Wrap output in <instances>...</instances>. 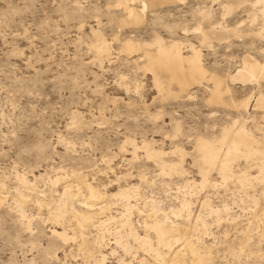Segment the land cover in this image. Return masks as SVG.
<instances>
[{
	"label": "rangeland",
	"instance_id": "1",
	"mask_svg": "<svg viewBox=\"0 0 264 264\" xmlns=\"http://www.w3.org/2000/svg\"><path fill=\"white\" fill-rule=\"evenodd\" d=\"M262 1L0 0V264H264V76L230 80L264 67ZM173 45L200 83L151 68ZM241 129L261 153L201 166Z\"/></svg>",
	"mask_w": 264,
	"mask_h": 264
},
{
	"label": "bare ground",
	"instance_id": "2",
	"mask_svg": "<svg viewBox=\"0 0 264 264\" xmlns=\"http://www.w3.org/2000/svg\"><path fill=\"white\" fill-rule=\"evenodd\" d=\"M260 3L262 5V13L264 14V1ZM145 5L146 4L142 2L141 13L145 9ZM129 14L135 15L136 19L138 18V16L134 12H132V10L129 11ZM206 37H208V35ZM206 37L204 36L203 39L205 40ZM157 43L160 44L159 42ZM131 46H132L131 44H127L126 47H131ZM105 49L106 48L103 45L101 46L99 50L100 52H105ZM157 52L159 54V57L156 56L157 58V59L155 58L156 61L154 60L155 62L152 63L149 60V64L152 66L150 67L154 71L157 70L156 72L158 71L163 72V73L165 72L166 76H168V79L171 81H177V83L180 85L181 88H185L188 85L189 83L188 79H190V81H195L197 83H200V80L203 78L205 71L202 69L200 65V62H199L200 53L198 51L193 50L191 56L187 59H183L176 45H173L169 48L159 47ZM183 61L189 64L188 71H184L183 66H182ZM262 68L264 67L258 66L257 63L246 61L244 62L242 69H240L233 76H231L230 80L231 81H242V82L255 80L257 79V77L264 76V70ZM161 79L162 77H159V76H157L156 78V83H158V86L160 88L163 87V83H161L162 81ZM220 87H221L220 80L215 79L214 89L211 91L212 97L218 98L220 96ZM244 104L246 106V103ZM256 104L258 105L264 104V97L262 96L258 98L256 101ZM241 130L242 131H239V133L243 137L239 139H232L229 136V134L227 135L223 134L224 136L220 140V143L227 146V149L225 152H223L220 149L219 145H215L214 142L211 143L205 140L199 141L197 148L200 152L199 154L201 158V161H200L202 164L201 166H205L203 168H206V169L216 168L218 169V171H220L223 178L227 179L229 178V176H231L229 173L230 160H232L233 158L235 159L236 156L240 155L241 153H244L245 151L248 157L261 153L258 150L252 149V147L249 145L250 142L244 138V136H246V132L243 129ZM220 143L218 142V144ZM152 155L155 157L158 154H152ZM168 169H170L171 171L178 172V167L169 166ZM259 176L262 180H264V165L260 167ZM248 179L250 178L246 176L239 177V180L242 183H246ZM89 191H90V199H91L89 200L90 201L95 200L96 199L95 194L92 192V190H90V188H89ZM126 192L128 193L124 194L123 191L121 192L122 197L123 196L124 197L126 196V198L128 197L129 191L126 190ZM64 193L65 194L63 195H65L66 198H70L72 196V194L69 191H65ZM60 214L61 212L56 215L55 217L56 220L60 217ZM77 218H78L77 221L79 222V226L83 227L90 221L91 217L88 214H83V215H79ZM152 228L154 229V231L157 232L156 234H158V237H159L158 239H160L159 241L160 243H163L164 242L163 240L165 238L167 239V237L170 236L175 231L172 227H168L164 223H154ZM62 237L64 236L62 235ZM165 242L167 244L168 241H165ZM165 242L163 244H165ZM142 244L145 245L146 241H143ZM185 251L189 255L190 257L189 259L191 260L192 264H199V263L204 264L205 263V259L203 257H200V255L198 254L199 252L197 253V251H195V249L192 246L187 245V248ZM182 263L183 262L181 259V252L179 253L177 252L175 257L171 260V264H182Z\"/></svg>",
	"mask_w": 264,
	"mask_h": 264
}]
</instances>
